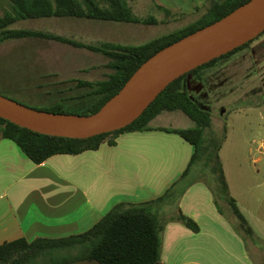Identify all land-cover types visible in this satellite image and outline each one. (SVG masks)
Here are the masks:
<instances>
[{
	"label": "crops",
	"instance_id": "crops-1",
	"mask_svg": "<svg viewBox=\"0 0 264 264\" xmlns=\"http://www.w3.org/2000/svg\"><path fill=\"white\" fill-rule=\"evenodd\" d=\"M205 1L159 0L158 4L188 15ZM192 76L187 84L195 79ZM161 114L152 120V129L125 131L115 144L104 142L97 149L54 154L41 163L30 159L12 139L1 138L0 243L19 237L33 240L81 233L118 203L150 201L168 191L170 196L155 204L165 219L161 264H264V178L257 181L260 170L256 174L236 167L233 186L221 159L230 192L252 227L254 235L249 236L233 224L235 217L224 201L223 210L219 209L203 178L189 179L190 172L183 176L195 146L166 128L193 125L180 115L178 124L154 121ZM260 145L264 150L263 140ZM179 211L194 220L197 229L179 220Z\"/></svg>",
	"mask_w": 264,
	"mask_h": 264
},
{
	"label": "trees",
	"instance_id": "trees-1",
	"mask_svg": "<svg viewBox=\"0 0 264 264\" xmlns=\"http://www.w3.org/2000/svg\"><path fill=\"white\" fill-rule=\"evenodd\" d=\"M10 1L12 9L0 14V44L9 40L53 39L74 47L86 48L107 58L104 65L108 72L104 78L96 81L73 79L75 85L67 88L70 93L48 108L54 112H69L65 109V101H72L76 102L75 105L80 110L71 113L90 114L116 94L136 69L158 50L220 19L248 0H206L201 6L195 5V12L199 15L190 23L138 45L120 42L86 43L46 30L13 27L19 20L39 17H80L142 24L157 22L152 16L143 18L135 15L127 0ZM159 6L172 18L187 15ZM253 40L173 80L137 119L123 128L91 137L74 138L37 132L0 116V139H12L30 159L41 163L54 154H75L97 149L104 142L115 144L118 136L125 131L152 129V120L163 111L182 110L195 124L187 128L166 129L179 133L195 146V152L183 176L192 170L203 155L202 166L198 170L201 175L197 178L205 180L220 210H223L220 208V200L228 205L231 215L235 217L233 224L252 236V227L230 192L219 154L225 136L214 145L213 137L206 135L207 128L212 124V112L191 95L187 79L189 75H198V71L248 47ZM166 196H170L168 191L150 201L118 203L91 228L81 233L56 238L36 237L33 240L19 237L4 241L0 243V264H62L81 260H95L101 264H161L165 219L155 204ZM171 209H175L174 205ZM177 218L197 229L195 221L181 211Z\"/></svg>",
	"mask_w": 264,
	"mask_h": 264
},
{
	"label": "rangeland",
	"instance_id": "rangeland-1",
	"mask_svg": "<svg viewBox=\"0 0 264 264\" xmlns=\"http://www.w3.org/2000/svg\"><path fill=\"white\" fill-rule=\"evenodd\" d=\"M127 1L135 15L152 16L157 22L39 17L19 20L13 27L46 30L86 43L138 45L182 27L199 15L194 12L172 18L159 6V0ZM12 6L10 0H0V14L11 10ZM106 61L102 54L53 39L9 40L0 44V94L30 107L50 111L48 108L53 102L61 101L70 93L67 88L75 85L73 79L96 81L104 78L108 72L104 65ZM191 75L195 79L189 80V92L212 112V124L206 135L213 137L214 145L225 136L219 154L233 186L236 167L247 168L256 174L260 170L257 181H263L264 150L260 140L264 141V34L236 54L198 71L200 77ZM75 103L65 101L67 113L80 110ZM177 115L188 124H195L182 110L163 111L154 121L178 124L180 118ZM203 157L201 155L194 164L189 179L199 176ZM258 157L262 160H256ZM219 203L225 206L223 201Z\"/></svg>",
	"mask_w": 264,
	"mask_h": 264
},
{
	"label": "water",
	"instance_id": "water-1",
	"mask_svg": "<svg viewBox=\"0 0 264 264\" xmlns=\"http://www.w3.org/2000/svg\"><path fill=\"white\" fill-rule=\"evenodd\" d=\"M264 32V0H248L220 19L158 50L96 112L78 114L30 107L0 94V116L34 131L86 138L137 119L179 76L255 39Z\"/></svg>",
	"mask_w": 264,
	"mask_h": 264
},
{
	"label": "flooded vegetation",
	"instance_id": "flooded-vegetation-1",
	"mask_svg": "<svg viewBox=\"0 0 264 264\" xmlns=\"http://www.w3.org/2000/svg\"><path fill=\"white\" fill-rule=\"evenodd\" d=\"M254 41V40H253Z\"/></svg>",
	"mask_w": 264,
	"mask_h": 264
}]
</instances>
